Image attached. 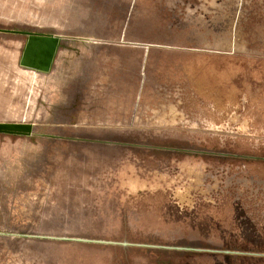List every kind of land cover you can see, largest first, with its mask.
I'll use <instances>...</instances> for the list:
<instances>
[{"label":"rangeland","instance_id":"374dc122","mask_svg":"<svg viewBox=\"0 0 264 264\" xmlns=\"http://www.w3.org/2000/svg\"><path fill=\"white\" fill-rule=\"evenodd\" d=\"M0 264H264V0H0Z\"/></svg>","mask_w":264,"mask_h":264},{"label":"bare ground","instance_id":"6f19581e","mask_svg":"<svg viewBox=\"0 0 264 264\" xmlns=\"http://www.w3.org/2000/svg\"><path fill=\"white\" fill-rule=\"evenodd\" d=\"M126 93V92H125ZM128 94H130V93H128ZM110 95H111V93H110ZM131 95V94H130ZM111 97V96H110ZM114 97V96H113ZM116 97V96H115ZM131 97V96H130ZM118 97H116V99H117ZM120 98V97H119ZM124 98V97H123ZM133 98V97H132ZM115 99V100H116ZM121 99H122V97H121ZM125 99V98H124ZM123 99V100H124ZM109 100H112V99H109ZM108 100V101H109ZM126 101V100H125ZM107 102V101H106ZM120 102H121V100H120ZM112 103H113V100H112ZM117 103V102H116ZM103 104V103H102ZM101 105V104H100ZM104 105V104H103ZM108 105V104H107ZM123 105H125V104H123ZM114 106V105H113ZM116 106V105H115ZM118 106V105H117ZM170 108V107H169ZM87 109V108H86ZM112 109H114V108H112ZM118 109V108H117ZM120 110V109H119ZM123 110H124V108H123ZM122 110V111H123ZM118 111V110H117ZM126 111V110H125ZM163 111H167V108H165V109H163ZM114 112V111H113ZM171 112H172V114H174V111L173 110H171ZM85 113V112H84ZM87 114V113H86ZM117 114V113H116ZM83 115V114H82ZM99 115V114H98ZM99 117H100V115H99ZM85 118V117H84ZM88 119V118H87ZM86 120V119H85ZM109 120V119H108ZM156 120L158 121V122H166V116L163 114V112H159L158 114H157V116H156ZM88 121V120H87ZM94 121H96V120H94ZM116 122H118V121H116ZM24 199V198H23ZM26 203V202H25Z\"/></svg>","mask_w":264,"mask_h":264},{"label":"water","instance_id":"95a60500","mask_svg":"<svg viewBox=\"0 0 264 264\" xmlns=\"http://www.w3.org/2000/svg\"><path fill=\"white\" fill-rule=\"evenodd\" d=\"M125 245H128V243H123ZM179 249H188V250H194V248H186V247H178Z\"/></svg>","mask_w":264,"mask_h":264}]
</instances>
